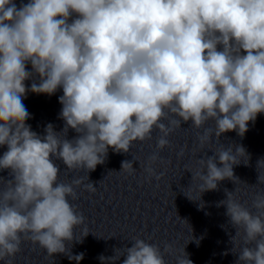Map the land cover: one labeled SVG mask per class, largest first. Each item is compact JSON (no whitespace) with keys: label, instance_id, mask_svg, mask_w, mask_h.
<instances>
[{"label":"clouds","instance_id":"clouds-1","mask_svg":"<svg viewBox=\"0 0 264 264\" xmlns=\"http://www.w3.org/2000/svg\"><path fill=\"white\" fill-rule=\"evenodd\" d=\"M60 88L64 128L57 132L49 123L39 135L25 123L30 113L23 98L28 91L52 95ZM260 113L264 0H29L19 8L14 0H0V146H7L0 170L12 177L0 190V261L12 264L22 239L49 256L83 260L84 253L73 255L68 245L90 232L69 197L77 199L82 184L89 192L96 187L84 177L58 182L53 158L86 172L89 181L110 147L128 153L134 141L151 139L154 128L161 133L157 149H163L175 128L191 121L203 128V146L229 131L243 136ZM209 121L214 127L205 126ZM69 128L78 134L71 140ZM244 155L249 161L242 145H230L200 159L192 175L202 181V193L225 179L239 180L233 166ZM122 169L135 170L132 161ZM258 183H264L260 176ZM225 193L221 203L236 228L232 241L243 229L244 244L254 243L241 249L237 264H264V193L253 201L255 213ZM121 256L123 264H165L160 248L139 238L99 259L115 264ZM177 264H193L184 249Z\"/></svg>","mask_w":264,"mask_h":264}]
</instances>
